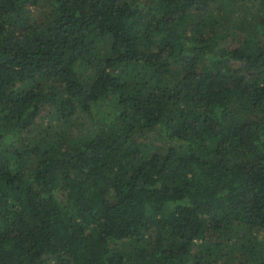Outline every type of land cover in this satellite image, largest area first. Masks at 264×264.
I'll use <instances>...</instances> for the list:
<instances>
[{
    "label": "trees",
    "instance_id": "trees-1",
    "mask_svg": "<svg viewBox=\"0 0 264 264\" xmlns=\"http://www.w3.org/2000/svg\"><path fill=\"white\" fill-rule=\"evenodd\" d=\"M0 264H264V0H0Z\"/></svg>",
    "mask_w": 264,
    "mask_h": 264
}]
</instances>
